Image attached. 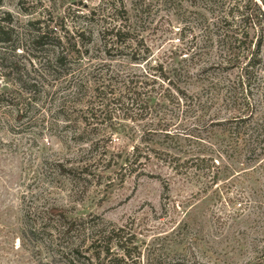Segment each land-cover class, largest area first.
Masks as SVG:
<instances>
[{"label": "rangeland", "instance_id": "rangeland-1", "mask_svg": "<svg viewBox=\"0 0 264 264\" xmlns=\"http://www.w3.org/2000/svg\"><path fill=\"white\" fill-rule=\"evenodd\" d=\"M245 1L0 0V264L260 263L264 153L223 125L228 35L240 56L259 44L247 121L264 139Z\"/></svg>", "mask_w": 264, "mask_h": 264}, {"label": "trees", "instance_id": "trees-1", "mask_svg": "<svg viewBox=\"0 0 264 264\" xmlns=\"http://www.w3.org/2000/svg\"><path fill=\"white\" fill-rule=\"evenodd\" d=\"M261 5H258L254 0H246L245 3L240 7L242 11H238V13L243 16L245 10H247L248 6L253 7L252 14L247 17L250 19L255 15L254 18L259 19V21L264 22V12L261 9V6L264 7V0H260ZM108 35L111 36L112 42L115 44H119L122 42L121 39V31L120 29L112 28L110 31H107ZM247 33H243L245 37ZM9 32L6 27L0 24V43H6L9 40ZM43 39V35L37 34L34 39L35 43H39L40 40ZM241 39H237L234 36H224L223 41L226 45V55L224 59V64L226 68H235L238 71V74L235 77V80L231 82L227 81V84H224L221 88L223 90L222 96L226 99L230 105H233L234 108L237 107L236 113L237 116L234 118L227 119L224 121L223 125L228 126V130L232 131L235 134V139L237 145L242 144L246 148L245 154L254 155L258 159L264 153V148L261 146L264 144V139L259 130L252 127L251 121H247V119L253 118L255 115V109L250 108V100L251 92L250 86L251 82L257 79V71L256 66L259 64L258 59V50L259 44L257 48L253 52H249L247 55H238L234 49H232L231 45L239 43ZM242 116L244 118H242ZM262 143V144H261ZM258 152V153H257ZM212 162V159H210ZM205 160L199 158H189V159H181L180 157L171 156V162L169 165L172 167V170L175 174H182L183 172H188V170H192L194 174L199 172H204L205 168H207V174H213L211 177L212 184L215 183L216 173H211L210 166L203 167L201 165ZM200 163V164H199ZM214 166V163H213ZM108 252V249H106ZM260 263L264 264V246L260 250Z\"/></svg>", "mask_w": 264, "mask_h": 264}, {"label": "water", "instance_id": "water-1", "mask_svg": "<svg viewBox=\"0 0 264 264\" xmlns=\"http://www.w3.org/2000/svg\"><path fill=\"white\" fill-rule=\"evenodd\" d=\"M257 1V0H256Z\"/></svg>", "mask_w": 264, "mask_h": 264}]
</instances>
